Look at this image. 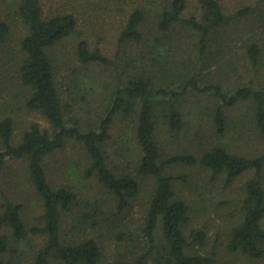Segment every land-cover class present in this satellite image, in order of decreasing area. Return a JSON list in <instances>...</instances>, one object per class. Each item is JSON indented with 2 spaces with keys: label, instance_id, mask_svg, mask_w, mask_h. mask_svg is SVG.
I'll list each match as a JSON object with an SVG mask.
<instances>
[{
  "label": "trees",
  "instance_id": "1",
  "mask_svg": "<svg viewBox=\"0 0 264 264\" xmlns=\"http://www.w3.org/2000/svg\"><path fill=\"white\" fill-rule=\"evenodd\" d=\"M114 1L90 20L80 3L48 11L45 0H0V89L11 78L20 89L9 111L0 106V175L9 161L22 162L43 210L29 226L17 202L21 192L8 196L0 185V264H218L214 250L201 253L208 233L191 227L195 210L176 190L189 183L186 176L169 174L171 167L195 165L224 176L225 186L253 172L225 248L262 260L264 147L250 156L242 139L253 128L264 145V0H128L112 56L100 46V21L112 14ZM97 25L101 38L93 43L96 31L89 29ZM10 40L17 51L8 49L11 60L4 61ZM190 97L200 99L191 106L211 120L214 135L166 156L158 130L165 125L170 135H184ZM204 98L210 99L206 115ZM241 103L252 105L251 113L234 117L230 111ZM73 105L80 119L68 120ZM25 110L49 128L32 122L16 143L17 116ZM117 122L138 150L124 144L108 150ZM69 142L80 146L87 158L82 171L114 206L93 207V194L53 182L49 160ZM142 178L153 179L154 190L138 216Z\"/></svg>",
  "mask_w": 264,
  "mask_h": 264
},
{
  "label": "rangeland",
  "instance_id": "2",
  "mask_svg": "<svg viewBox=\"0 0 264 264\" xmlns=\"http://www.w3.org/2000/svg\"><path fill=\"white\" fill-rule=\"evenodd\" d=\"M107 1L108 0H73V2H69L67 0H45V8L49 11L53 9V5L59 9H62L70 8L72 6V3H80L83 6V8L81 9L82 16L86 19L90 16V20H94L95 16H93V14H95L96 12L102 13V11L105 9V6L107 5ZM227 1H229L230 3L232 2L231 0ZM240 1L241 0H234L235 5H238V2ZM113 3H115L116 5L112 7V14H106L105 17L103 15V18L100 21L104 27V38H101L98 34L101 31V25H97L99 27L89 29V31H96V33L93 35V43L96 41V38H101L103 42H101L100 46L108 50L110 55L112 56L116 53L115 37L120 26L119 23L124 22L126 18V16L124 15L125 10L129 7V5H127L128 0H115ZM131 7H129V9ZM2 9L7 12L5 5ZM15 20L11 22L17 24V20ZM97 22L99 21L97 20ZM88 23L89 22L87 21H83L82 25H88ZM179 27L177 28L179 29ZM191 41L192 40H190L187 35V37L185 38V42ZM3 49H6V52H2L3 60L8 61V59L11 60V52H8V49L17 51V45L15 42H12L10 40L6 43ZM239 56L242 57V53L239 54ZM15 81L16 80L12 78L9 80H2V87L0 89V106L2 105L5 108H8L7 111H9L11 109V105L13 106V104L15 103L11 100L12 95L15 94V96H17V91L20 90L18 87H16ZM103 82L106 81L103 80ZM98 93L99 94H97L96 98L97 101L94 102L95 108L100 104L102 100L101 96L103 94V90L99 89ZM21 96L22 92L20 97ZM20 97L17 98V103L21 104L23 103V100ZM64 100L65 102L66 100L69 101V98L64 97ZM187 100L188 101L184 103V107L186 109L183 111L186 127L184 135L177 137L174 135H170L165 125L161 126L158 130V141L163 147L165 152L164 154L166 156H170L171 154L176 153L179 149L190 147L189 144L192 143L193 138L195 140H209L214 135L211 120L208 117H201L199 115H196L198 114L196 113L198 111L195 112V110H193V107L191 106L192 104L199 102L197 100L200 99L196 97H190L187 98ZM201 100L202 103L200 102L199 104L201 108L200 113L208 112L206 110V105L209 104L210 99L204 98ZM251 109L252 105L241 103L232 108L230 113H232L233 116L236 117V115L239 113L243 115L241 112L250 114ZM17 117L20 119H18V122L16 123V134L14 140V142L16 143L20 141L23 132L30 127V123L32 122H38L42 127L49 128V124L47 123V121L40 115L34 114L33 112L29 113L26 111V113L18 115ZM77 117H79L80 119L78 108L73 105V109L71 113L67 115V119L69 120L71 118ZM122 126L124 125L120 122H117L113 127L112 139L108 150L113 152L119 149L123 144L127 147L128 150L132 148H134V150H138L133 141H129V138L126 139L125 135L123 136ZM246 133V137L242 139V143H245L246 146V150L244 151L247 152V154H249L250 156H254L258 154V152L260 153L263 150L264 145L256 135L254 129L251 128L247 130ZM112 157H115V155H112ZM49 161L50 170L52 171L51 176L54 183H63L65 185L72 184L75 188H77L76 190L80 191L81 193L89 195L93 194L95 196L94 201L96 200L92 203L93 207H100L99 203H102V207L105 210L112 205L114 206L115 203L113 197L109 194L108 196L106 194V191L101 189L99 183L95 179L91 180L87 178L82 171V169L84 170L87 167V158L82 154V149L78 144L69 142L66 149L52 156ZM76 162H78L79 164H77ZM115 163L118 162L115 161ZM58 167L60 170L57 169L56 171H54L55 168ZM169 172V174L175 176H186L187 181L189 182L187 184L185 183V181H182V183H178L176 185V190L178 191V195L186 199L191 205L192 209L195 210L193 211V216L194 218L196 217V222L192 224L191 227L201 226L208 233L209 242L206 248L201 251V253H206L207 251L214 250L218 254V264H264V258L262 260L250 259L247 256L228 253L225 248L228 233L234 226V223L237 222V218L239 216V206L240 200L242 199L244 194V186L246 182L253 176V172H248L238 177L230 186H225L224 176L213 178L210 171L205 170L199 165L171 167L169 168ZM25 174L26 173L22 162L9 161L6 164L3 173L0 175V185L3 187L8 196L14 197V195L17 194L16 191L21 192L20 194H18L20 195V197H17V199H19V201L17 202H20L24 205L23 214L27 221V224L30 226L37 223L36 217L42 214L43 210L42 207H40L39 200H37L34 193L30 191ZM140 180L142 184V192L139 201L135 204V211L138 213V216H140L141 211H143L144 207L146 206V202L148 201L150 195L152 194V191L154 190V188H152L154 186L153 179L142 178ZM83 202L84 201H82V203ZM87 209H92V213L95 211V209H93L91 205H89ZM41 243L42 241L39 240L40 245Z\"/></svg>",
  "mask_w": 264,
  "mask_h": 264
}]
</instances>
